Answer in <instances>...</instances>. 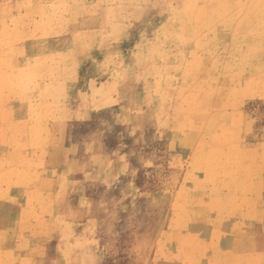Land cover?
Segmentation results:
<instances>
[{
	"label": "rangeland",
	"instance_id": "1",
	"mask_svg": "<svg viewBox=\"0 0 264 264\" xmlns=\"http://www.w3.org/2000/svg\"><path fill=\"white\" fill-rule=\"evenodd\" d=\"M0 264H264V0H0Z\"/></svg>",
	"mask_w": 264,
	"mask_h": 264
}]
</instances>
